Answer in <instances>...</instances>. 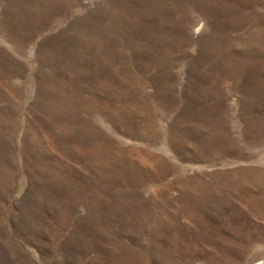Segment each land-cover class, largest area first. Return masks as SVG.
I'll return each instance as SVG.
<instances>
[{"label": "rangeland", "instance_id": "1", "mask_svg": "<svg viewBox=\"0 0 264 264\" xmlns=\"http://www.w3.org/2000/svg\"><path fill=\"white\" fill-rule=\"evenodd\" d=\"M0 264H264V0H0Z\"/></svg>", "mask_w": 264, "mask_h": 264}]
</instances>
